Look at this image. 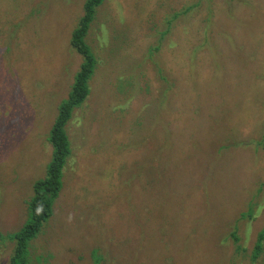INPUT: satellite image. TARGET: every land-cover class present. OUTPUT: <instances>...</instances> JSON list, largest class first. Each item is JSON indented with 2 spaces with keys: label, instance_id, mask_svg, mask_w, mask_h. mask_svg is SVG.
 Returning <instances> with one entry per match:
<instances>
[{
  "label": "rangeland",
  "instance_id": "obj_1",
  "mask_svg": "<svg viewBox=\"0 0 264 264\" xmlns=\"http://www.w3.org/2000/svg\"><path fill=\"white\" fill-rule=\"evenodd\" d=\"M86 3L0 0V264L53 158ZM84 41L90 92L31 262L263 263L264 0H102Z\"/></svg>",
  "mask_w": 264,
  "mask_h": 264
},
{
  "label": "trees",
  "instance_id": "obj_2",
  "mask_svg": "<svg viewBox=\"0 0 264 264\" xmlns=\"http://www.w3.org/2000/svg\"><path fill=\"white\" fill-rule=\"evenodd\" d=\"M102 0H87L85 15L73 33L72 44L83 55L84 62L79 71L69 98L61 105L58 119L51 133V142L54 147L53 158L49 164L47 176L38 180L34 185L35 194L30 201V219L26 225L15 235V249L10 264H40L31 262L29 258L28 240L34 237L43 227V223L53 214V203L62 188L63 169L71 154V146L65 126L72 117L73 109L83 102L90 92L89 80L94 71L96 59L85 43L84 38L94 17L95 7ZM121 183H124L121 180ZM235 241L238 240L236 232L231 233ZM256 251L253 257L263 249L264 230L257 237ZM261 264H264L261 263Z\"/></svg>",
  "mask_w": 264,
  "mask_h": 264
}]
</instances>
